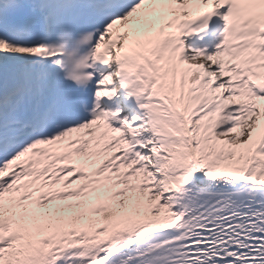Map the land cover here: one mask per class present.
Returning <instances> with one entry per match:
<instances>
[{"label":"snow or ice","instance_id":"snow-or-ice-1","mask_svg":"<svg viewBox=\"0 0 264 264\" xmlns=\"http://www.w3.org/2000/svg\"><path fill=\"white\" fill-rule=\"evenodd\" d=\"M0 264H264V0H0Z\"/></svg>","mask_w":264,"mask_h":264},{"label":"bare ground","instance_id":"bare-ground-1","mask_svg":"<svg viewBox=\"0 0 264 264\" xmlns=\"http://www.w3.org/2000/svg\"><path fill=\"white\" fill-rule=\"evenodd\" d=\"M193 63H195V64L204 63V60L202 58L198 57L196 60H194Z\"/></svg>","mask_w":264,"mask_h":264},{"label":"rangeland","instance_id":"rangeland-1","mask_svg":"<svg viewBox=\"0 0 264 264\" xmlns=\"http://www.w3.org/2000/svg\"><path fill=\"white\" fill-rule=\"evenodd\" d=\"M242 138H244V137H242Z\"/></svg>","mask_w":264,"mask_h":264}]
</instances>
